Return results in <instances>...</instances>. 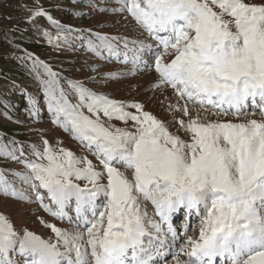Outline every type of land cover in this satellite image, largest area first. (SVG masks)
Returning <instances> with one entry per match:
<instances>
[{"label": "snow or ice", "instance_id": "1", "mask_svg": "<svg viewBox=\"0 0 264 264\" xmlns=\"http://www.w3.org/2000/svg\"><path fill=\"white\" fill-rule=\"evenodd\" d=\"M76 2L90 9L78 15H111L124 31L73 28L38 0L28 8L55 29L38 27L55 50L102 63L21 58L36 83L22 90L27 117L46 111L81 153L0 132V197L62 222L38 217L45 238L0 212V264H264V0ZM107 64L120 67L98 72ZM142 73L155 74L149 90L171 89L170 121L90 86Z\"/></svg>", "mask_w": 264, "mask_h": 264}, {"label": "rangeland", "instance_id": "2", "mask_svg": "<svg viewBox=\"0 0 264 264\" xmlns=\"http://www.w3.org/2000/svg\"><path fill=\"white\" fill-rule=\"evenodd\" d=\"M67 1H69L72 5H83L84 7L80 6L75 8L67 6L66 8H69L70 10L69 14L67 15H64L62 12L54 11L57 9L53 8V15L62 23L68 24L76 29L91 27L94 30L102 32L116 33L117 31H124V28L121 24H117L115 27H113L107 23V21L114 19L113 16L93 11L91 12V14L83 17L78 15V13L84 12L85 8H89L83 3H77L76 0ZM36 2L37 0H9L7 6L8 9H11V12L6 13L5 16L0 17V42L4 45L3 48H0V96L4 94L5 90L10 91V88L12 87V84L6 79V75L9 73V69L8 67H5L6 62L4 61V59L22 58V56H15L16 53L13 47L18 48L24 52L25 48L21 46L22 41L28 40L35 42V44L44 43L43 40L46 38H44L43 35L38 31V27L46 28L49 31L55 33V31H53L50 27L49 23L44 22L45 18H37L35 21L29 20L31 13L28 11V8H32ZM38 2L40 3L39 0ZM2 3L0 0V4ZM63 3H66V0H64ZM25 5H27V8L25 7ZM101 25H103V27H101ZM29 33L30 35L27 36L26 34ZM41 53L42 55H46L45 52ZM51 53H59V51L51 50ZM4 54L6 58L2 56ZM44 58L49 61V57ZM71 59V65L75 64V66L73 67L76 68L84 66L86 64V61L88 63H99L98 60H88V57L86 55L80 56L79 59H76V56L73 55ZM2 60L4 61V63ZM77 61L78 63H76ZM50 62H53L54 66L61 68L60 63H62V61L57 62L56 60H52ZM73 67H69V69ZM23 68L27 69L26 74H28V76H31L28 67L25 66ZM116 68L117 67L113 64H108L98 69V72H107L109 70L115 71ZM68 74L74 78H84L86 72L69 71ZM97 74L98 73H92V75ZM154 77V73H142L138 76L128 77L118 81L113 80L105 83L101 82L99 84H95L93 88H96L99 91L110 93L114 98L117 99H135L139 102H142L145 104L148 110L152 111L158 117L165 120V122H168L172 118L167 111V106L169 103H175V97L173 96L171 89H167L163 92L160 90H149V86L153 82ZM31 79L34 82V84H31V86H33V92H35L36 83L32 76ZM27 88H29V86H27ZM0 113L3 112L0 110ZM258 116L259 114L257 113V118ZM227 118L233 119V117ZM6 119V115H0V132H8L9 135L18 133L20 136L21 134H23L27 141L31 140L32 142H38L41 134H43L52 143L55 144L57 141H63L62 146L70 148L77 154L81 153V146L76 141H72L73 139L68 136L67 133L63 132L59 127L54 125L46 111L41 113V117L39 118L38 122L35 123H33L26 114L19 119L24 121V125L16 124L13 121V124L19 126V128L17 129L15 128L16 125H12L11 127L8 120ZM3 126H6L9 129H13L11 131H5ZM53 126L55 128L57 127L58 129L55 130ZM29 127L32 129H40L41 132H29ZM176 127H178V125H170V130L175 131ZM178 134L183 135L182 133ZM84 154L89 155V158L93 159L95 162V158L90 154H88L87 152H85ZM13 167H16V165H13ZM149 211H151V206H149ZM0 212H4L5 214H7L11 218L17 229L27 227L29 230H32L37 234L44 236L45 238L51 236L52 233L50 229L45 228L40 223L38 217H43L44 219L57 224L62 223L50 217L46 212L43 211V209H40L38 205H24L17 201L4 197H0ZM12 258L18 260L19 264H24L23 258L15 255H13Z\"/></svg>", "mask_w": 264, "mask_h": 264}, {"label": "trees", "instance_id": "3", "mask_svg": "<svg viewBox=\"0 0 264 264\" xmlns=\"http://www.w3.org/2000/svg\"><path fill=\"white\" fill-rule=\"evenodd\" d=\"M39 1L46 9L50 10L49 12L52 15H53L54 11L62 12L64 15L69 14L70 10H69V8H66L67 6H71V7H75V8L83 6V5H72L67 0H66V3H63L64 0H58V1L57 0H39ZM53 8L57 9V10L53 11ZM10 12H11V9H8L7 3H6L1 8L0 17L5 16L6 13H10ZM84 12L89 13L90 10L85 8ZM44 20H42V21H44L46 23L48 22V21H46V19H44ZM52 30L55 31V29H52ZM26 35L29 36L30 33L26 34ZM43 41H44V43L40 42L41 44H39V43L35 44V42L25 40V41L21 42V46H23L30 53L35 54L40 59L45 60L52 65L54 64L53 62H50L52 60H56L57 62L62 61V63H60V64L64 69H69V67L75 66V64L71 65L72 64L71 58L73 57V55L76 56V59H79V57L82 55H86L87 57H89L91 55L90 53H87L84 51H79V50H77V51L67 50V51H63V52L59 51V53H51V50L55 51V49L51 45L48 44L46 39H44ZM3 46H4L3 43L0 42V48H3ZM13 49L15 50V53H16L15 56L16 57L17 56L24 57L25 51L23 52L22 50L15 48V47H13ZM41 52H45L46 55H42ZM43 56L49 57V61L47 59H45ZM4 58H6V57L4 56ZM4 61L6 62L5 67L6 68L8 67V69H9V73L6 75V79L8 80V82H10L12 84V87L10 88V91L5 90L4 94H2V96H0V98H1L0 99V101H1L0 110L3 113H5V115L7 116L6 120H8L9 125H11V127H12V125H16V124H13V121H15L16 119H20L23 115L26 114L24 111L25 102H24V97L22 95V90H27L28 92H33L34 89H33V86H31V84L33 85L34 82L31 79V76H28V74H26L27 69L23 68L26 66V64L24 63V61L22 59H18V58L8 59V58H6V59H4ZM4 61H3V63H4ZM98 62L102 63L101 61H98ZM53 67L56 68L57 70L60 69L59 67L54 66V65H53ZM68 72H65L64 74L67 76H71L68 74ZM88 75H92V73L86 72L84 78H77V79H85L86 76H88ZM103 83H105V82H103ZM94 85L95 84L90 85V86L94 87ZM27 86H29V88H27ZM3 128L5 131H11L13 129V128L9 129L6 126H3ZM15 128L17 129V128H19V126L16 125ZM53 128H55V127L53 126ZM57 129L58 128L56 127L55 130H57ZM17 139H22V140L27 141L23 134H21V136L18 134Z\"/></svg>", "mask_w": 264, "mask_h": 264}]
</instances>
